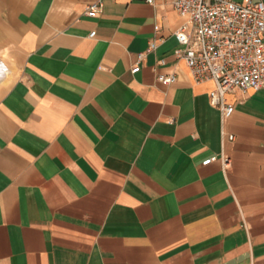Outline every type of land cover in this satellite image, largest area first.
<instances>
[{"label":"crops","instance_id":"0c3cea01","mask_svg":"<svg viewBox=\"0 0 264 264\" xmlns=\"http://www.w3.org/2000/svg\"><path fill=\"white\" fill-rule=\"evenodd\" d=\"M92 1L0 0V264H264V87L223 121L169 0Z\"/></svg>","mask_w":264,"mask_h":264},{"label":"built area","instance_id":"2783aa9c","mask_svg":"<svg viewBox=\"0 0 264 264\" xmlns=\"http://www.w3.org/2000/svg\"><path fill=\"white\" fill-rule=\"evenodd\" d=\"M169 1L185 19L175 31L180 44L176 54L186 59L197 81H215L210 101L220 109L225 121L235 109L234 103L227 100L228 92L264 87V0ZM104 4L105 0H93L87 13L99 15ZM94 34L95 31L91 36ZM157 45L156 40L151 41L147 51L139 54L133 72L139 71L140 61ZM159 79L173 83L177 76L160 74ZM212 160L208 158L204 163Z\"/></svg>","mask_w":264,"mask_h":264}]
</instances>
